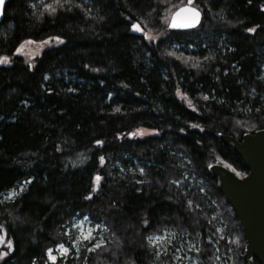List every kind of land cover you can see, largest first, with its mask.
I'll use <instances>...</instances> for the list:
<instances>
[{"label":"trees","instance_id":"trees-1","mask_svg":"<svg viewBox=\"0 0 264 264\" xmlns=\"http://www.w3.org/2000/svg\"><path fill=\"white\" fill-rule=\"evenodd\" d=\"M37 1L0 24V264H49L83 217L105 244L55 264H172L148 241L165 231L201 264H246L209 168L246 176L217 135L264 130V0H193L191 31L165 14L187 0Z\"/></svg>","mask_w":264,"mask_h":264},{"label":"water","instance_id":"water-1","mask_svg":"<svg viewBox=\"0 0 264 264\" xmlns=\"http://www.w3.org/2000/svg\"><path fill=\"white\" fill-rule=\"evenodd\" d=\"M8 1L0 0V24ZM185 5L171 15L168 25L170 31H191L201 25L203 15L197 8L200 15L194 25L189 24L186 15H181L175 18V26H172L174 15ZM217 137L240 158L248 174L240 178L218 164L212 165L209 172L216 179L218 190L241 225L246 240L243 254L246 264H254V260L264 264V130L246 134L241 141L223 134H218Z\"/></svg>","mask_w":264,"mask_h":264},{"label":"rangeland","instance_id":"rangeland-1","mask_svg":"<svg viewBox=\"0 0 264 264\" xmlns=\"http://www.w3.org/2000/svg\"><path fill=\"white\" fill-rule=\"evenodd\" d=\"M52 0H38L34 4V9L39 6L45 5ZM176 8V7H175ZM174 6L165 10V14L169 15L167 22L171 16ZM26 52L31 55H35L37 51L34 48L26 47ZM149 133L146 131H138L139 137L147 136ZM22 187L9 191L5 194L7 201L14 199L21 191ZM103 228L97 224H94L87 217L76 219L72 227L67 231L68 242L70 246L60 245L53 250L47 252L49 264H55L58 259H62L66 262L68 258L77 257L83 249L88 252H93L99 247L105 244V235L102 233ZM2 241H0V249L4 243V235L0 234ZM149 243L156 251L158 260L170 258L172 264H201L198 258L195 256L197 253V247L189 239L178 238L175 232L165 231L160 235H153L149 238ZM1 252V251H0ZM51 257H55L53 260ZM216 264H227L221 260V257H217Z\"/></svg>","mask_w":264,"mask_h":264},{"label":"snow or ice","instance_id":"snow-or-ice-1","mask_svg":"<svg viewBox=\"0 0 264 264\" xmlns=\"http://www.w3.org/2000/svg\"><path fill=\"white\" fill-rule=\"evenodd\" d=\"M193 0H187V5H185L184 7L180 8L179 11L174 15L173 17V25L175 26V18L177 16H181V15H186L188 17V21L189 24L194 25L196 22H198L199 19V11L197 8L193 7ZM47 8H51V6H46ZM52 11H54L55 9H51ZM133 29L136 31H141L142 29L140 28L139 25L137 24H133L132 25ZM249 31H253V29H249ZM7 58H0V63H7ZM97 143H101L100 141H97ZM102 159V158H101ZM97 180H99L100 178L97 177ZM0 241H2V237H0ZM9 247H11V245L9 244ZM3 255V254H0ZM53 260L55 259V257H51Z\"/></svg>","mask_w":264,"mask_h":264}]
</instances>
